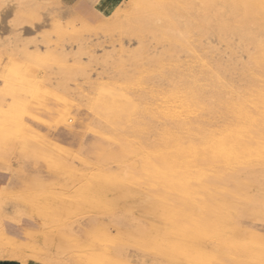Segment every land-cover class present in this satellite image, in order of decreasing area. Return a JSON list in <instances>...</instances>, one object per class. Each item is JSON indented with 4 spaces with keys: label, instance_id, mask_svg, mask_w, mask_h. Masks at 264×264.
Masks as SVG:
<instances>
[{
    "label": "rangeland",
    "instance_id": "1",
    "mask_svg": "<svg viewBox=\"0 0 264 264\" xmlns=\"http://www.w3.org/2000/svg\"><path fill=\"white\" fill-rule=\"evenodd\" d=\"M89 1L81 0L71 9L50 1V8L42 4L39 9L31 10L22 18L18 13L23 8L27 10L30 0H0V166L5 173V176H0V185L6 180L8 182L0 195V213L2 222L12 221L22 228L16 236L20 240L18 243L7 241L2 236V258L19 264H190L191 259H186L179 241L182 240L184 229L195 228L196 231H193L199 236L203 237V232L211 236L206 237L209 238L207 241L204 238V242L202 240L195 244L200 254L204 253L202 255L206 257L210 255L209 264L220 263L219 256L220 264H224L225 258L227 264H241L239 262L242 261V264H256L255 261L260 264L258 259L264 257V214L250 200L257 192V187H248L241 198L233 194L234 184L221 182L223 186L216 185L220 189L217 194L221 190L225 191L224 195L222 192L220 194L223 197L219 195V199L217 194H213L214 191L211 196L210 192L207 193L209 197H206L215 211L202 218L201 210L196 209L198 205L180 211L175 201L168 203L166 211H162L158 205H153L157 208L142 205L141 209L137 201L140 198L132 193L136 188L128 181L124 187L128 194L125 193L127 195L124 198H120L116 190L104 188L100 191L97 186L104 185L106 174L118 171L119 164L110 153L120 151L124 156L127 154L121 145L114 143L109 148V140L99 131L109 128L101 115L97 114L96 101L102 95V90L125 87L129 98L142 95L145 97V106L159 118L164 107V96L169 98L171 94H164L171 89L160 74L165 71L164 66L175 62L193 63L196 54L203 56L204 63H224L233 57L244 61V51L235 49L234 53L228 49V45L237 47L239 40L232 38L226 44L213 28L208 34L198 36L194 30L203 13L197 0L161 2L164 9L168 8L171 15L176 16L175 21L180 28L176 47H169L163 38L159 21H155L159 27L155 29L158 33L149 32L146 22H141L142 25L131 24L129 15L144 10L141 0ZM54 3L56 6H53ZM181 34L186 36L182 37ZM80 46L85 50L77 53L76 49ZM36 47L39 48L37 54ZM72 52H75L74 55H71ZM189 52L194 55L191 56ZM140 66L143 69H139ZM144 71H148L146 79L143 78L146 75H140ZM232 77L236 79L235 75L231 76V80ZM175 110L179 111L178 108ZM154 120V125L159 127L156 117ZM118 158L119 161L123 160L122 156ZM262 178L259 183H264ZM166 215H170L167 218L173 216V219H167ZM239 216L251 220L244 219L242 223L241 219L238 220ZM188 220H192V225ZM214 220H218V224ZM181 221L186 223L183 225ZM25 230H29L26 236L23 235ZM10 232L11 229L8 234ZM243 234L250 239L240 237ZM47 236L54 240L50 242ZM221 240L224 242L222 246ZM232 240L242 246L238 252H225L226 244L232 243ZM145 241L151 247L158 245L156 247L159 249L163 245V249H151ZM207 242L212 244L207 245ZM154 243L157 244L154 246ZM176 248H181L178 250L180 255ZM223 251L227 257L221 255ZM243 252L248 254H243L245 259L241 258ZM232 260L236 263H232Z\"/></svg>",
    "mask_w": 264,
    "mask_h": 264
},
{
    "label": "bare ground",
    "instance_id": "2",
    "mask_svg": "<svg viewBox=\"0 0 264 264\" xmlns=\"http://www.w3.org/2000/svg\"><path fill=\"white\" fill-rule=\"evenodd\" d=\"M30 1H31L30 2L31 7L29 6L27 10L23 8V10L20 13H18L19 14L18 16L20 17L22 16L23 18L31 10L39 9L42 4L44 5V7L46 5H49L50 8V4H49L50 1H54L57 5L63 6V4L61 3L62 1L60 0H30ZM141 1L144 10L143 11L140 10L131 13L129 15V18L132 21L131 24L142 25L141 22H146V26H148L149 32L152 33H156L157 31H155V29L157 30V28L160 27L163 38L167 40L169 47H176L177 43H179V40L176 37H178L177 35L180 34V28L178 26V23L175 21L176 16L171 15L168 8L164 9L162 7L161 5L162 0H141ZM197 1L200 5V10L203 13L202 18L200 19L201 21L198 23V25L195 26L194 31H196L197 35L198 36L203 34L206 35L208 34V31L213 28L217 32V35L221 39V41H223L226 44H229L232 38H236L239 40V44L237 45V47L228 45V49H230L231 52H234L235 49L242 50L246 53V58L244 59V61H238L239 59H234V57L232 56L233 59H230L227 62L224 61V63L223 62L204 63V59L201 58L202 55L200 56L199 54H196L195 57L193 56L194 62L193 63L191 62L190 64L188 63L181 64L175 62L173 65L170 64L169 66L167 65L166 67L162 64L161 66H164L163 69H165V71L164 72L161 71L160 73L161 77L165 81H167L166 83H169V87L171 88L169 89L170 92L164 94L165 95L169 93L171 94H169V98H166L164 96V107L162 112L159 113L160 114L159 118L156 116L153 110L145 106L144 103L145 97L142 95L132 96L131 98H129L126 96L125 87L115 88L111 91L102 90L101 93L102 95L96 101V105H98L97 114L101 115L102 119H104L106 125H108L109 128L107 130L101 129L99 131H101L102 135L109 140V148L111 147L110 144L114 146L115 143L121 145L125 149L127 154L126 156H124L123 153L120 151L110 153L111 155L114 156L113 159L119 164L117 168L118 171H115L114 173L106 174L104 185L102 186L98 184L97 186L100 189V191L104 188H110L116 190L115 192L118 193L119 197L124 198L125 193H127L125 192L126 190L124 191L125 189L124 187L126 186V183L128 181L129 183L135 186L136 190L134 189L135 191H133L132 193L140 198L137 201L140 202L141 206L144 205L146 207L147 206L152 207L153 205H158L163 209L162 211H166L168 209L167 208L168 203L170 201H175L179 204L181 211L183 208H188L198 205L196 209L198 208L199 210H201L202 218L206 217L208 214L211 215L212 214L211 211H215L214 208L209 203L208 200L209 195L207 193L210 192V196L213 193V191L215 192L213 194H217V191L220 189H218L216 185L223 186L221 182H223V184L224 183L234 184L235 187H233L234 185L232 186L234 188V189L232 188L233 194L239 195V197L241 198L242 195L245 194L246 189L248 187L253 186L252 188L257 187L258 190L254 195L255 198L252 197L250 200H252V202L255 205H257L256 208L260 207L262 210L261 212L264 214V183H259V181L261 180L260 177L262 178V176L264 175L263 174L264 173V0H197ZM55 3L53 4V6H56ZM47 11H49V9ZM155 21H159L158 24L160 25L159 27L156 25L157 23H155ZM155 25L157 26L156 28ZM184 35L186 36V34H183L182 37ZM183 42H185V40H183ZM83 48L84 47L81 46L78 47L76 49L77 53H81L82 51H84L85 49ZM35 50L37 54L39 48L36 47ZM186 50L188 52V49ZM74 53L72 52L71 55H74ZM173 54L174 53H172V55ZM209 56L210 55H208V57ZM221 57L222 56H220V58ZM224 60H228V59H224ZM152 62H156V61H152ZM141 68L142 67L140 66L139 69ZM142 74L146 75L143 77L144 79H146L148 75V71H144V73H141L140 75ZM232 75H235L236 79H233L232 77L233 80H231L230 78ZM39 81L41 82V80ZM14 92H16V90ZM88 101L91 102L90 100ZM173 107H175V109L178 108L179 111H176ZM102 111H104V114L102 113ZM154 117H156L158 123H160L159 127H156L154 125L155 124ZM89 148L90 147H88V150L90 151ZM95 149L97 150V148ZM121 156L123 160L121 161L117 160L120 159L118 157ZM121 163L123 164V168L121 167L122 165ZM262 181L264 182V179ZM215 186L217 189L216 188L214 189ZM222 188L223 187H221V189ZM128 192L131 193V191ZM224 192H222V194ZM247 192L251 193L252 191L249 192V190H247ZM220 194L219 193L217 194L218 198ZM0 195H2V189L0 191ZM207 195L208 197H206ZM228 195L229 194H227V196ZM249 195L250 194H248V197ZM227 196L225 195V197ZM220 197L223 196L220 195ZM121 204L123 205V203ZM244 206H246V204H244ZM252 206L253 204L251 205V207ZM125 208L127 209V207ZM142 208L143 206L141 207V209ZM154 208H157V206ZM121 209L123 208L121 207ZM234 209L237 208L234 207ZM242 209L240 208V210ZM144 210L145 209H143V211ZM158 210L161 211V209ZM173 210H175V208H173ZM152 212H156V211L153 210ZM198 212L199 211H196V213ZM257 213H260V211ZM214 214L217 215L218 213L215 212ZM156 215H158V213ZM150 216H154V215L150 214ZM161 216H162V212H161ZM161 216L160 218H162ZM167 216L170 215H166V218ZM171 217L173 219V216ZM171 217L167 219L170 220ZM219 217L221 218L220 215ZM194 218L191 219L193 220ZM259 218L261 219V217ZM239 219H241L240 216L238 220ZM244 219H245L244 217L243 219H241L242 223ZM135 220H139V218ZM159 220H161L160 222H163L162 219ZM192 220L190 221L188 220V222H190L191 225H192L191 223ZM218 220L216 221L214 220L216 224H218L217 223ZM250 220H246V221H250ZM184 223H186V221L182 222L183 225ZM237 224H239V222ZM162 225L164 226V223H162ZM154 228H160V227H154ZM184 228L185 227H183V229ZM126 229L128 228L126 227ZM213 229L216 230V228ZM213 229L212 231H214ZM226 229L229 230L228 228H225V230ZM243 229L245 228L243 227ZM193 230L196 231L195 228H193ZM193 230L184 229L185 232L182 237V240L179 241V239H177V241L181 243V248H182L181 251H183L186 259L187 258L191 259L190 264H207L208 261H210L209 259L210 255L206 257L205 255H202L204 253L201 252L202 254H200L195 244L196 243L198 244V242H201L204 238L206 239V237H211V236H209L208 232L205 233V235L203 232L202 234L203 237H202L196 234ZM176 231L178 230L176 229ZM179 231L178 233H180ZM117 233L119 234L120 232ZM135 233L137 234V232ZM152 233L151 235H153ZM181 233H183V230ZM163 234L165 235L164 232ZM160 235H161L160 238L162 239V233H160ZM245 235L243 234L240 237L246 238ZM139 237L140 236H137V238ZM240 237H238V239ZM46 238H48V236ZM46 238L44 239L46 240ZM143 239H147V238L143 237ZM207 239L205 241H207ZM246 239H248V235ZM136 240L137 239H135V241ZM165 240H167V238ZM212 240L213 239H211V241ZM223 240L221 241L223 242ZM138 241L139 243L141 242L140 240ZM221 241L220 243H222ZM127 242H130V240H128ZM145 242L148 243L147 241ZM208 243L210 242H207V245ZM248 243L250 242L248 241ZM149 244L150 243L146 245H148L149 247ZM155 244L157 243H154V246ZM160 244L162 245V243ZM172 244L175 245V243L173 242ZM220 245L221 246L224 245V242L223 244ZM140 246H143V244ZM156 246L159 247L158 245ZM213 246H211L210 249L213 248ZM241 246L242 244L238 245V243H234L232 240V243L226 244L225 248L224 247L223 248L226 249L224 250L225 252L228 251V253H230V251L238 252L239 250L238 248H240ZM155 247H151L150 244L151 249L153 248L155 250L159 249ZM200 247H202V245ZM146 248L144 249L146 250ZM176 249H177L176 250L177 253L179 254L180 252V251L178 252L179 249L178 248ZM242 249L243 248H241V250ZM213 250L211 249L212 252ZM174 251H172L173 254H176L174 253ZM224 251L223 254L221 255L226 256L227 254H225ZM254 251H256V249ZM243 254L245 253L244 252L241 253V255ZM220 258L221 257L219 256V260L221 263ZM241 258L245 259L244 255L243 257L241 256ZM241 258L239 259V261H241ZM180 259H182V257ZM216 259L218 260V258ZM222 259L224 260V258ZM246 259L249 260L248 257ZM253 259H250V261L251 260L254 261ZM225 260H224V264H227ZM227 260L230 261V259L228 258ZM247 260L244 261L247 262ZM258 260H259L258 263L264 264L263 256H260ZM234 261L235 260H232V263H234ZM220 263L218 262L216 264H220ZM239 263L242 264L244 262L242 261ZM255 263L257 264L256 261Z\"/></svg>",
    "mask_w": 264,
    "mask_h": 264
},
{
    "label": "crops",
    "instance_id": "3",
    "mask_svg": "<svg viewBox=\"0 0 264 264\" xmlns=\"http://www.w3.org/2000/svg\"><path fill=\"white\" fill-rule=\"evenodd\" d=\"M60 1H62L61 3L65 6V8L71 9V8H73L81 0H60ZM85 1L87 3L88 2L90 3L89 0H85ZM1 174H2V176H5L4 175L5 173L2 172V166H0V176H1ZM7 183L8 182L6 180V182L4 184L0 185V191L2 189V193L4 192V188L6 187ZM6 222H8V223H6ZM9 223H11L13 225H11ZM17 226H20V224L13 223L12 221H7V220L2 222V213H0V264H19V263H17L14 260L2 258V236L7 241H12V242L14 241V242H17L18 243V241H20V240L16 236H18L21 233L22 228H19ZM9 229H11L12 232H10V233L13 234V235H11L10 233L8 234ZM28 231L29 230H25L23 235L26 236V233H28ZM30 231H32V230H30Z\"/></svg>",
    "mask_w": 264,
    "mask_h": 264
}]
</instances>
